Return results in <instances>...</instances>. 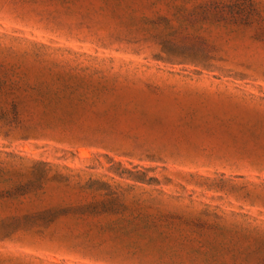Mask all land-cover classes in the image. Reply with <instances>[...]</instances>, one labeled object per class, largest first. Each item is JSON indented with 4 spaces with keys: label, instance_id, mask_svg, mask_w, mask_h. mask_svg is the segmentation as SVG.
Masks as SVG:
<instances>
[{
    "label": "rangeland",
    "instance_id": "rangeland-1",
    "mask_svg": "<svg viewBox=\"0 0 264 264\" xmlns=\"http://www.w3.org/2000/svg\"><path fill=\"white\" fill-rule=\"evenodd\" d=\"M0 264H264V0H0Z\"/></svg>",
    "mask_w": 264,
    "mask_h": 264
}]
</instances>
